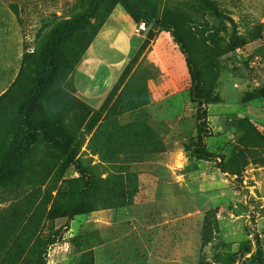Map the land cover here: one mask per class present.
<instances>
[{
    "label": "rangeland",
    "instance_id": "374dc122",
    "mask_svg": "<svg viewBox=\"0 0 264 264\" xmlns=\"http://www.w3.org/2000/svg\"><path fill=\"white\" fill-rule=\"evenodd\" d=\"M196 1L142 0V19L155 35L165 8L187 9ZM212 1L235 20L247 44L223 59L218 76L205 79L221 98L203 107L205 143L215 155L207 162L188 155L200 109L191 85L184 117L172 119L139 106L130 74L102 109L66 89L70 68L121 0H0V98L12 90L0 102V159L13 154L11 117L36 80L34 65L23 68L25 55L36 59L56 28L84 17L86 29L62 45L65 67L45 94L39 121L48 117L67 128L79 157L99 166L98 183L112 196V205L72 220L49 218L57 196L66 206L68 182L79 174L62 170L37 137L18 157L12 182L0 187V264H264V98L243 102L248 92L264 91V0ZM182 58L181 78L191 84ZM147 175L158 180L145 195ZM22 180L29 184L16 191Z\"/></svg>",
    "mask_w": 264,
    "mask_h": 264
},
{
    "label": "trees",
    "instance_id": "16d2710c",
    "mask_svg": "<svg viewBox=\"0 0 264 264\" xmlns=\"http://www.w3.org/2000/svg\"><path fill=\"white\" fill-rule=\"evenodd\" d=\"M141 1L121 0L120 3L138 24L143 21L144 16V10L140 6ZM196 2L195 5L187 4L189 6L187 9L165 8L162 14L155 19V26L158 28V32L171 35L175 45L184 56L191 82L190 96L192 101L200 106L197 113V142L188 149V155L194 160L212 162L215 155L208 151L205 143L206 135L204 133L207 124L204 119L207 113L203 107L209 104H218L221 102V98L216 93L215 84L207 89L205 79L218 76L222 71L223 59L244 47L247 40L239 34L235 20L223 13L212 0H197ZM192 11L197 15H202V18L193 16ZM206 16L210 18H206ZM104 22L94 32L88 48ZM87 24L88 20L84 17L63 23L49 36L36 59L33 60L32 56L25 55L23 68L29 69L31 65H34L33 72L36 75V80L31 81L26 99L14 109L11 117L12 122L9 129L12 130L16 140L13 154L11 156L3 155V160L0 159V167H2L0 168V187H5L12 182L19 164L18 157L31 148L33 140L37 137H41L57 160L62 162V170L74 167L79 177L68 182L67 204L65 207L59 206L60 195L57 196L48 214L49 218L72 220L76 216L92 213L99 207L112 205L110 203L112 196L109 192L102 190L98 183L96 169L99 166L86 163L79 157L80 146L75 144L74 136L67 132V128L65 129L64 126H57L54 119L46 117L39 121V115L44 108L45 94L53 89L65 67V57L61 51L62 45L78 34H82ZM88 48L70 68L69 76L82 60ZM22 70L24 71V69ZM21 81L22 75L17 79V84ZM11 93L12 90L5 93L0 98V102H4ZM259 98H264V91L255 90L248 92L243 102L250 103ZM137 127L138 129L137 131L135 129L134 133H139L140 128L142 129L141 126ZM6 163L7 166H4ZM221 169L227 172L225 168ZM18 182L16 191H20L24 185L29 184L28 180ZM56 243V239L51 241V244ZM250 251L251 249L247 248V253ZM5 257H8V252ZM42 264H46L45 259L42 260Z\"/></svg>",
    "mask_w": 264,
    "mask_h": 264
},
{
    "label": "crops",
    "instance_id": "0c3cea01",
    "mask_svg": "<svg viewBox=\"0 0 264 264\" xmlns=\"http://www.w3.org/2000/svg\"><path fill=\"white\" fill-rule=\"evenodd\" d=\"M138 25L121 5L116 6L65 87L102 109L130 72L129 80L141 108H152L161 117L171 116L168 119L181 114L182 118L186 111L183 95L191 85L181 78L183 55L170 34L153 35L148 29L138 33ZM155 180L151 175L144 176L141 193L148 195L149 184L155 185Z\"/></svg>",
    "mask_w": 264,
    "mask_h": 264
},
{
    "label": "built area",
    "instance_id": "2783aa9c",
    "mask_svg": "<svg viewBox=\"0 0 264 264\" xmlns=\"http://www.w3.org/2000/svg\"><path fill=\"white\" fill-rule=\"evenodd\" d=\"M148 29V26H147V22L145 21H141L138 25V28H137V32L138 33H142V32H146Z\"/></svg>",
    "mask_w": 264,
    "mask_h": 264
}]
</instances>
